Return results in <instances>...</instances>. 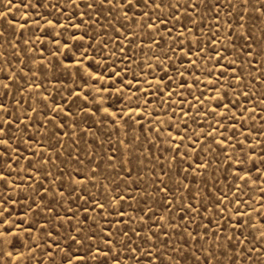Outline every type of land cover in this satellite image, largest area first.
I'll use <instances>...</instances> for the list:
<instances>
[{"label": "rangeland", "instance_id": "1", "mask_svg": "<svg viewBox=\"0 0 264 264\" xmlns=\"http://www.w3.org/2000/svg\"><path fill=\"white\" fill-rule=\"evenodd\" d=\"M0 173V264H264V0H0Z\"/></svg>", "mask_w": 264, "mask_h": 264}, {"label": "snow or ice", "instance_id": "2", "mask_svg": "<svg viewBox=\"0 0 264 264\" xmlns=\"http://www.w3.org/2000/svg\"><path fill=\"white\" fill-rule=\"evenodd\" d=\"M158 7H159V5H157ZM3 174L2 173H0V176H2ZM100 250L99 249H97V252H99ZM80 259H82V258H80Z\"/></svg>", "mask_w": 264, "mask_h": 264}]
</instances>
